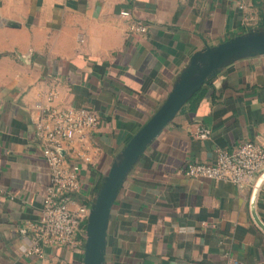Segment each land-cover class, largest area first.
<instances>
[{
	"label": "crops",
	"instance_id": "0c3cea01",
	"mask_svg": "<svg viewBox=\"0 0 264 264\" xmlns=\"http://www.w3.org/2000/svg\"><path fill=\"white\" fill-rule=\"evenodd\" d=\"M123 10L147 32L130 34ZM251 35L264 36V0H0V264L84 263L85 240L26 255L49 183L33 125L49 91L57 107L101 115L64 152L81 166L70 208H92L175 87L221 43ZM243 141L264 147V50L226 58L146 146L116 193L102 264H264L260 176L238 187L181 172Z\"/></svg>",
	"mask_w": 264,
	"mask_h": 264
},
{
	"label": "built area",
	"instance_id": "2783aa9c",
	"mask_svg": "<svg viewBox=\"0 0 264 264\" xmlns=\"http://www.w3.org/2000/svg\"><path fill=\"white\" fill-rule=\"evenodd\" d=\"M121 15L131 19L129 33H146L148 25L132 18L130 10ZM55 91L45 95V103L37 105L38 115L33 118L34 136L49 168V183L45 189L41 215L32 226V242L28 256H44L46 247L76 248L87 239V224L91 208L80 205L70 208L73 196L81 190V166L68 163L64 152L67 145L78 141L86 143L90 133L101 123L96 110L81 106L60 108L54 105ZM210 131L200 130V137L207 138ZM80 157H85L80 154ZM181 172L194 178H206L233 183L238 187L254 184L264 174V147L253 141H243L231 150H219L211 163L188 162Z\"/></svg>",
	"mask_w": 264,
	"mask_h": 264
},
{
	"label": "water",
	"instance_id": "95a60500",
	"mask_svg": "<svg viewBox=\"0 0 264 264\" xmlns=\"http://www.w3.org/2000/svg\"><path fill=\"white\" fill-rule=\"evenodd\" d=\"M264 50V36L251 35L221 43L209 52V61L201 60L196 77H186L179 83L156 113L139 129L127 145L119 163L110 169L96 201L91 208L87 224V239L83 264H102L109 216L114 205L120 184L127 176L131 166L146 146L167 126L188 97L214 73L217 66L226 58L247 50ZM264 181L262 174L255 184L260 188ZM256 192V191H255Z\"/></svg>",
	"mask_w": 264,
	"mask_h": 264
},
{
	"label": "trees",
	"instance_id": "16d2710c",
	"mask_svg": "<svg viewBox=\"0 0 264 264\" xmlns=\"http://www.w3.org/2000/svg\"><path fill=\"white\" fill-rule=\"evenodd\" d=\"M198 93H199V88H197L188 98L191 100L194 97H196Z\"/></svg>",
	"mask_w": 264,
	"mask_h": 264
}]
</instances>
